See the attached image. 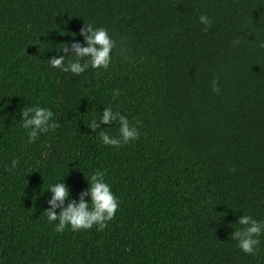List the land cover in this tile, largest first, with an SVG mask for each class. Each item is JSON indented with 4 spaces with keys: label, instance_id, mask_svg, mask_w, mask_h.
<instances>
[{
    "label": "trees",
    "instance_id": "16d2710c",
    "mask_svg": "<svg viewBox=\"0 0 264 264\" xmlns=\"http://www.w3.org/2000/svg\"><path fill=\"white\" fill-rule=\"evenodd\" d=\"M84 24L115 41L109 67H51ZM30 107L59 125L34 143ZM104 108L139 138L103 144L119 129L89 128ZM97 170L114 219L56 232L48 189L63 182L66 207ZM242 215L264 221V0H0V264H264V231L254 255L231 238Z\"/></svg>",
    "mask_w": 264,
    "mask_h": 264
},
{
    "label": "clouds",
    "instance_id": "9594fccd",
    "mask_svg": "<svg viewBox=\"0 0 264 264\" xmlns=\"http://www.w3.org/2000/svg\"><path fill=\"white\" fill-rule=\"evenodd\" d=\"M200 23L210 27L211 21L205 15L199 17ZM84 37V45L74 42L71 44V51L67 45H64L61 52L63 55L53 57L48 60L53 68H58L63 72H71L80 75L91 66L93 69H107L110 64L111 52L116 47L115 41L109 36L104 28L94 29L91 24L81 28L80 33ZM75 35V34H74ZM239 43V38L233 42ZM75 57V60H69L65 64V56ZM83 60V63H81ZM212 89L219 92L218 81L213 80ZM119 95V91H114L113 96ZM20 117L23 120L22 127L27 132L28 142L34 143L41 133L54 130L59 125L52 121L53 112L47 108L30 107L23 108L20 111ZM119 122L118 136H110L105 131H99L98 135L105 145L119 148L123 144L139 138L140 133L137 126H132L126 116L121 115L118 111L114 112L111 108H104L102 117L97 118L89 125V128L95 132L100 128L101 124L109 125ZM139 122H137V125ZM18 160L12 161V168H15ZM105 172L97 170L91 175L88 181L89 188L87 191L81 192L78 200H69L65 207V200L69 198V189L63 182H59L48 190L51 192V199L46 203L50 205L44 212L47 214L49 222L58 221L55 231L62 233L66 227H70L72 231L90 230L93 226H97V230L101 231L107 227V222L114 219L119 208V201L110 190V186L104 181ZM85 196H89L90 200L85 201ZM60 209L57 214L56 209ZM238 224L244 226L240 230H235L231 234L233 240L238 241V247L249 255H254L258 250L256 246L259 244L258 237L264 231V221H257L251 216L242 215L238 218Z\"/></svg>",
    "mask_w": 264,
    "mask_h": 264
}]
</instances>
